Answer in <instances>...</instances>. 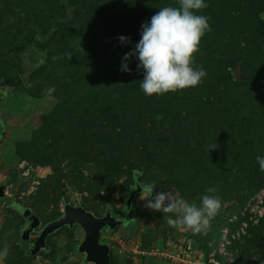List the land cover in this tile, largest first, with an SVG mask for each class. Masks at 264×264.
Returning a JSON list of instances; mask_svg holds the SVG:
<instances>
[{"label": "rangeland", "instance_id": "374dc122", "mask_svg": "<svg viewBox=\"0 0 264 264\" xmlns=\"http://www.w3.org/2000/svg\"><path fill=\"white\" fill-rule=\"evenodd\" d=\"M69 3L82 9L56 25L44 43L48 65L25 78L39 35L66 5L0 0V79L15 81L17 92L0 103L9 112L0 155L6 191L44 221L60 213V198L118 213L130 169L150 159L137 176L155 184L154 194L171 191L199 205L215 187L221 208L208 231L193 233L169 226L166 217L175 216L148 209L138 195L130 212L138 224L102 238L114 264H264V172L256 160L264 156V0H205L196 14L210 18L211 31L194 67L207 75L163 96L143 93L135 56L126 61L130 72L120 69L141 26L178 0ZM120 36L130 39L122 44ZM20 226L0 202V249L9 250L0 264H83L72 247L79 229H60L50 253L28 258L17 245Z\"/></svg>", "mask_w": 264, "mask_h": 264}, {"label": "clouds", "instance_id": "9594fccd", "mask_svg": "<svg viewBox=\"0 0 264 264\" xmlns=\"http://www.w3.org/2000/svg\"><path fill=\"white\" fill-rule=\"evenodd\" d=\"M178 5L159 9L150 22L141 26V39L135 48L122 57L120 70L123 72L131 71L126 62L130 57L138 59L137 70H143L140 88L146 96H163L197 87L207 75L202 67H194V64L202 38L211 31L210 18L196 13L207 8L208 4L205 0H178ZM118 39L123 44L130 38L120 36ZM256 160L260 171L264 172V156H257ZM137 187L142 190L141 199L146 201L145 207L173 214L175 218L166 217L169 226L185 228L193 233L208 231L212 218L221 208V198L215 194L219 190L215 187L206 189L199 205L171 191L154 194V183H142ZM8 253L7 246L0 249V261L6 259Z\"/></svg>", "mask_w": 264, "mask_h": 264}, {"label": "water", "instance_id": "95a60500", "mask_svg": "<svg viewBox=\"0 0 264 264\" xmlns=\"http://www.w3.org/2000/svg\"><path fill=\"white\" fill-rule=\"evenodd\" d=\"M61 3L66 5V14H57L51 18L50 26L46 32L39 35L41 43H46L53 36L56 25L58 23H64L72 21L75 17L77 9H82L80 3L71 5L69 0H60ZM48 47L38 46L33 49L36 60L29 63V66L25 67L26 77L33 72L37 71L41 67L48 65ZM15 95L12 83L7 80H0V103L8 95ZM0 111V155L3 153L2 143L5 141V118L4 112ZM8 112V111H7ZM9 113V112H8ZM142 184L139 178L133 179L132 186L124 193V206L120 216L114 215L111 212V208L107 207L105 213L102 216L96 215L92 210L86 209L83 205L77 203L72 204L67 201L64 202L61 210V214L45 223L36 233V238L31 240V234L35 228L42 224L41 219L37 213L29 206L21 204L16 200L14 195L8 194L5 189L4 181L0 182V200L4 202L5 207L17 215H20L24 223L20 228L18 245L26 256L32 257L39 252L47 253L51 250L50 245L47 244L46 238L50 234L58 231L60 228L66 226L68 228L77 227L82 237L79 242L74 244V253L76 256L81 257L83 264H112L110 260V242H104L103 231L108 229L114 230L117 226L121 229L127 225H137V219L132 216L126 219L131 211L133 201L136 196L141 193V189L137 187Z\"/></svg>", "mask_w": 264, "mask_h": 264}, {"label": "flooded vegetation", "instance_id": "af4514ba", "mask_svg": "<svg viewBox=\"0 0 264 264\" xmlns=\"http://www.w3.org/2000/svg\"><path fill=\"white\" fill-rule=\"evenodd\" d=\"M38 43L40 44V45H38V46H43V47H45V45H44V43H41L40 41H38ZM36 60V58H31V59H27V62H26V67L27 66H29V63L30 62H33V61H35ZM0 80H7V79H0ZM7 81H9V80H7ZM10 83H12V85L14 86V82L15 81H9ZM14 88V87H13ZM6 108H2L1 106H0V111H2V110H5ZM9 110V109H8ZM11 111V110H10ZM11 114H12V111H11ZM5 125L7 126V121H6V119H5ZM7 132V129H6V131H5V133ZM4 136H5V134H4ZM5 141H8L7 140V137L5 136ZM3 152H4V149H3ZM3 154V153H2ZM133 177L131 178V182L130 183H128V186H127V190L132 186V184H133ZM142 183V182H141ZM7 192V191H6ZM8 193V192H7ZM9 194V193H8ZM138 195H141V193L140 194H138ZM137 195V196H138ZM136 196V197H137ZM16 197V196H15ZM16 200L17 201H19L21 204H24V205H26L25 203H23L22 201H20L19 199H18V197H16ZM60 203H61V210H62V206H63V204H64V202H63V200H62V198H60ZM0 202H1V204H2V209L3 210H6V211H9V212H11L13 215H17L15 212H13V211H11V210H9V209H7L6 207H5V204H4V202L3 201H1L0 200ZM82 205V204H81ZM133 205V204H132ZM27 206H29V205H27ZM123 206H124V199H123V205H122V208H121V210H120V212H118V213H116L115 211H114V209H113V207H112V205L111 206H108V205H106L105 206V208H104V211L103 212H101V213H96L94 210H92L96 215H98V216H102L104 213H105V210H106V208L107 207H110L111 208V212H112V214H114V215H118V216H120L121 214H122V211H123ZM30 207V206H29ZM84 207V206H83ZM85 208V207H84ZM87 209V208H86ZM90 210V209H89ZM131 210H132V207H131ZM131 212V211H130ZM61 214V211H60V213L57 215V216H55L54 218H52V219H55L56 217H58L59 215ZM38 215V214H37ZM17 216H19L20 218H21V226H20V228L22 227V225H23V223H24V220H23V218L20 216V215H17ZM39 216V215H38ZM132 217V215H131V213H129L128 214V216L126 217V219H129V218H131ZM40 219H41V217H39ZM52 219H50V220H52ZM50 220H46V221H44V220H42L41 219V221H42V224L39 226V227H37V228H35V230L32 232V234H31V240H34L35 238H36V233H37V231L40 229V228H42L44 225H45V223L46 222H48V221H50ZM74 228H77V227H73V228H68V227H66V226H64V227H62V228H60V229H70V230H72V229H74ZM117 228H120V227H116L114 230H116ZM59 229V230H60ZM78 229V228H77ZM58 230V231H59ZM113 230V231H114ZM58 231H56V232H58ZM112 231V232H113ZM19 232H20V229H19ZM56 232H54V233H52V234H50L49 236H47V238H46V242H47V244H49L50 245V248H51V250L53 249V247H52V244L50 243V238L52 237V235H54ZM110 233L111 231H109L108 229H105L104 230V234H103V239H104V235L106 234V233ZM81 239V238H80ZM80 241V240H79ZM78 241V242H79ZM106 241V240H105ZM109 242V241H108ZM77 243V242H76ZM75 244V243H74ZM74 244H73V249H74ZM18 245V244H17ZM18 247H19V251H20V253H21V255L22 256H25V257H28V258H31V257H29V256H26L25 254H24V252L22 251V249H21V247L18 245ZM50 250V251H51ZM50 251L49 252H47V253H44V252H39L37 255H46V254H48V253H50ZM37 255H35V256H37ZM109 256H110V253H109ZM32 257H34V256H32ZM110 260H111V256H110ZM111 262H112V260H111ZM112 264H114L113 262H112Z\"/></svg>", "mask_w": 264, "mask_h": 264}, {"label": "trees", "instance_id": "16d2710c", "mask_svg": "<svg viewBox=\"0 0 264 264\" xmlns=\"http://www.w3.org/2000/svg\"><path fill=\"white\" fill-rule=\"evenodd\" d=\"M263 48H264V45L262 46ZM40 69V68H39ZM38 69V70H39ZM150 162H151V160L150 159H148V160H145L142 164H139L137 167H135V168H131L130 169V173H131V176L133 177V171L136 173V176L135 177H133V178H139L137 175H143V173H144V170H145V168H146V166L147 165H149L150 164ZM63 200V199H62Z\"/></svg>", "mask_w": 264, "mask_h": 264}]
</instances>
